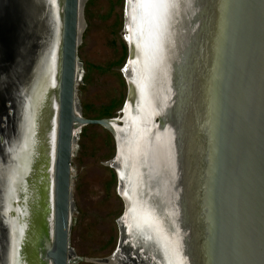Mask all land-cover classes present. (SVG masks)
<instances>
[{"label": "water", "instance_id": "95a60500", "mask_svg": "<svg viewBox=\"0 0 264 264\" xmlns=\"http://www.w3.org/2000/svg\"><path fill=\"white\" fill-rule=\"evenodd\" d=\"M86 1L0 0V264H108L71 250L73 158L90 126L116 146L113 256L130 243L139 257L135 234L153 246L148 260L173 264L174 248L181 264L156 224L168 210L197 264H264V0H126V105L100 120L77 102ZM164 146L171 180L156 161Z\"/></svg>", "mask_w": 264, "mask_h": 264}, {"label": "rangeland", "instance_id": "374dc122", "mask_svg": "<svg viewBox=\"0 0 264 264\" xmlns=\"http://www.w3.org/2000/svg\"><path fill=\"white\" fill-rule=\"evenodd\" d=\"M125 15L126 0H87L84 3V29L78 52L81 77L77 87V102L87 119L117 118L126 105L128 86L123 71L128 62L129 47L125 39ZM22 30L23 33L27 30L25 24ZM37 73L38 71L34 73L32 80ZM152 98L149 93L148 100L151 101ZM146 115L145 113L144 118ZM162 133L163 129L158 134ZM161 150L156 152L157 165L163 169V175L171 180L177 177L175 170L168 168L173 164L174 152H168L165 146ZM115 156V142L108 131L98 126L82 129L73 158L71 250L74 259L104 260L113 257L119 249L120 220L124 215V203L116 170L110 166ZM149 181L148 179L147 182ZM159 183L167 185L162 180H159ZM165 189L164 186L161 197L165 194ZM170 214L171 212L166 210L165 216L158 215L156 224L166 231L176 248L178 246L185 250L183 235L176 234L178 218L175 219V215ZM128 232L130 234V230ZM132 237L134 243L139 244L142 251L146 252L145 255L154 252L151 244L143 243L142 235L132 234ZM155 249L158 250L156 246ZM172 251L173 255L176 254L173 256L174 262L178 252L176 253L174 248ZM131 254L134 256L135 251L132 250ZM141 256H144L143 252ZM120 259V264H136L129 258L128 248L122 249ZM137 259L140 260V257ZM159 259L162 261L163 258ZM163 263L169 264L165 260Z\"/></svg>", "mask_w": 264, "mask_h": 264}, {"label": "bare ground", "instance_id": "6f19581e", "mask_svg": "<svg viewBox=\"0 0 264 264\" xmlns=\"http://www.w3.org/2000/svg\"><path fill=\"white\" fill-rule=\"evenodd\" d=\"M128 13V12H127ZM128 15H129V13H128ZM84 29V28H83ZM131 28H130V24H129V22L127 21V23L125 24V39H126V41H127V43H130V45H132V37H131V30H130ZM81 76V75H80ZM51 82V81H50ZM129 83H131L130 82V80H129ZM149 97H151L150 95H149ZM156 124H157V127H158V121H156ZM155 130V129H154ZM153 130V131H154ZM157 132L158 133H160V132H162V129L159 127L158 128V130H157ZM159 135V134H158ZM79 136H80V134H79ZM79 136H78V138H79ZM78 138H77V141H78ZM77 145V144H76ZM169 152V151H168ZM165 154V153H164ZM163 155V154H162ZM168 156H172V155H169V154H167ZM119 159V158H118ZM166 159H164V161H165ZM176 160V159H175ZM164 163V162H163ZM166 163V162H165ZM167 164V163H166ZM172 164V163H171ZM163 165V164H162ZM161 165V166H162ZM173 165V164H172ZM164 166V165H163ZM168 166V165H167ZM168 169V168H167ZM167 171H169V170H167ZM175 172V171H174ZM173 177V176H172ZM32 184V183H31ZM28 190H29V193H30V195L33 197H35V192H33L29 187H28ZM125 193V192H124ZM120 194L122 195L123 193H122V191H121V188H120ZM30 195L28 194V199H31L30 198ZM185 197L183 198L182 197V199L184 200L185 199V203H186V208H187V212L188 211H190L191 212V206H190V202L192 201V199H191V197L190 196H187L186 194H183ZM25 198H27L26 196H24ZM125 198V197H124ZM26 200V199H25ZM125 200H126V203H127V205H128V202H127V198H125ZM175 201V200H174ZM169 214V213H168ZM172 214V213H171ZM171 214H170V216H171ZM178 214V213H177ZM172 215H174V213L172 214ZM175 221V220H174ZM177 222V221H176ZM186 222L184 221H182V224L184 225ZM120 224H121V222H120ZM170 225V224H169ZM185 225H187V224H185ZM160 226V225H159ZM167 227H169L168 225H167ZM174 227H175V225H174ZM129 230H130V226H129ZM171 233V232H170ZM169 233V234H170ZM176 234L178 235V236H180V235H183V233L181 232V230L179 229V225H177V228H176ZM130 235V234H129ZM164 235V234H163ZM176 235V236H177ZM188 235H189V240H190V243H192V242H194V238H193V230L191 229V226L189 227V231H188ZM172 238V237H171ZM176 238V237H175ZM181 238V237H180ZM174 239V238H173ZM181 240V239H180ZM177 241V240H176ZM175 241V242H176ZM177 242H179V241H177ZM176 242V243H177ZM129 245H130V243H129ZM127 246H128V244H127ZM178 247V246H177ZM128 248L130 249L131 247L130 246H128ZM181 250V252H182V254H180V258H182L181 259V264H197V261H196V259H195V255H194V253H193V251H194V248L192 247V246H190L189 245V256L191 257V258H189V257H187L188 255L185 253V250L182 248V249H180ZM121 253V252H120ZM120 253L118 254V255H116V256H113V257H110V259L108 260V264H119V255H120ZM177 253V252H176ZM182 255V256H181ZM175 256H176V254H175ZM122 258V257H121ZM173 264H176V260H174V262H173Z\"/></svg>", "mask_w": 264, "mask_h": 264}, {"label": "flooded vegetation", "instance_id": "af4514ba", "mask_svg": "<svg viewBox=\"0 0 264 264\" xmlns=\"http://www.w3.org/2000/svg\"><path fill=\"white\" fill-rule=\"evenodd\" d=\"M115 148H116V146H115ZM115 158H116V156H115ZM118 178V177H117ZM124 216V215H123ZM128 248V247H127ZM133 249H129L128 248V251H129V258L131 259V260H133V261H135L136 262V264L137 263H141V264H154L155 262L154 261H152L150 258H149V260H148V255H145V251H141V250H139L140 252H138V255H139V257H140V260H136V258H138L137 256H136V254H134V256L131 254V251H132ZM133 252H134V250H133ZM144 253V256L142 257L141 256V253ZM148 256V257H147Z\"/></svg>", "mask_w": 264, "mask_h": 264}]
</instances>
